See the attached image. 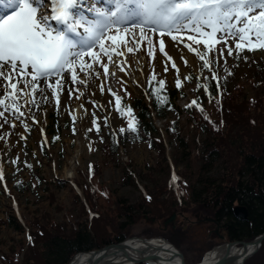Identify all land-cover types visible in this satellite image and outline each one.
Returning a JSON list of instances; mask_svg holds the SVG:
<instances>
[{
	"label": "trees",
	"instance_id": "16d2710c",
	"mask_svg": "<svg viewBox=\"0 0 264 264\" xmlns=\"http://www.w3.org/2000/svg\"><path fill=\"white\" fill-rule=\"evenodd\" d=\"M256 84L260 93L246 96L244 85L240 82L226 89L220 88V82L209 75L197 77L194 100L199 107L193 105L187 109L188 129L197 135L193 139L190 136L178 139L180 151L173 161L174 165L185 163V166L171 174L169 171L167 177L157 180L153 171L159 170L162 165L155 164L144 174L151 181V188L142 189L138 198L129 203L124 198H115L109 188L97 182L110 163L109 158L125 145L145 140L165 161V142L155 136L152 115L155 113L165 118L167 112L173 109L176 117L171 130L177 127L182 116V109L174 104L180 87L159 90L161 102L158 103L157 93L153 90L159 89V84L151 78L146 87L149 102L144 97H138L121 108L126 118L125 131L111 133L109 140L102 142L103 161L86 167L81 173V182L74 181V185L81 190L74 198L78 219L72 221L65 214L64 220L56 221L47 210L29 214L23 224L12 215L1 219L0 224L18 233L27 228L29 236L20 244L19 250L0 251V264H67L79 252L134 236L161 237L181 250L185 262L192 264L199 262L203 254L216 244L211 242L208 231H203L200 217L204 221L215 218L223 222L233 240L250 241L263 233L264 74L256 79ZM129 107L131 114L127 111ZM133 116L136 131L128 130ZM129 163L132 164V161ZM173 176L177 179L173 180ZM33 181H43L51 203L55 202V196L49 192V184L61 188L66 183L56 179L47 183L38 173L33 174ZM31 186L28 181L16 185L15 189L22 192ZM236 204L246 207V220L234 217L233 207ZM56 209L61 211L63 207L57 204ZM173 212L176 218L165 223ZM192 217L197 221L190 223ZM140 220L146 222L141 223L142 229L136 233L133 227ZM187 251L193 252L196 259L188 261ZM263 254L264 239L254 257ZM246 264H250L249 261Z\"/></svg>",
	"mask_w": 264,
	"mask_h": 264
},
{
	"label": "rangeland",
	"instance_id": "374dc122",
	"mask_svg": "<svg viewBox=\"0 0 264 264\" xmlns=\"http://www.w3.org/2000/svg\"><path fill=\"white\" fill-rule=\"evenodd\" d=\"M92 2L93 0H87V3ZM95 2L99 4V0H95ZM137 35H139L138 32ZM127 38L130 41L129 47H135L136 42L132 41L130 37ZM153 40L157 44L155 59L146 55L148 46L147 42L144 41L141 44L140 51L127 52L119 58L114 57V59H119L124 71L110 64V74L104 77L103 69L97 66L96 71L101 74L100 77L97 78L95 72H93L90 73L91 78L87 86L75 85L83 95L79 99H75V95L79 93H74L72 99H67L65 95L61 99L59 110L53 104L48 103H41L39 109L30 105L29 109L31 110H29L21 100V110H25V115L20 120H16V117L11 113H6L9 119L16 124V127L12 128L9 124H5L4 128L0 130V135L4 131L10 133L5 140L0 141V149H5L8 152L7 159L2 163L4 180L0 181V220H5L9 215H12L17 217L23 224L29 214L41 210L49 211L56 221L64 220L65 214L72 221L78 219V206L74 203V198L81 190L74 185V181H80L81 173L86 167L103 161L104 149L102 142H107L111 133L120 132V129L126 125V118L116 110L115 97L108 92V89L111 88L113 92L122 98L120 101V108H122L130 105L133 99L138 97H144V100L149 102L146 87L152 78L153 72L155 73L154 80H165L164 88L167 90H171L176 86V70L171 67V62H169L168 71H163L162 60L166 58L159 52L158 40L155 35H153ZM164 40L165 51L169 56H173V61L175 60L174 62L179 68V78L182 81V87H180L174 98L176 107L182 109V116L177 123V127L171 130V124L176 117L173 109L167 112L165 118H161L155 113L152 115L156 128L155 136L163 138L165 142L166 159L162 161L157 155V150L150 147L145 140L127 144L125 148H120L116 154L109 158L110 163L104 168L97 180V182L109 188L115 198H124L129 203L138 198L142 189L151 188V181L144 174L147 173V170L153 169L155 164L160 163L162 165L159 170L153 171L157 180L167 177L169 171L171 174L185 166V163L174 165L173 161L177 152L180 151L177 147L178 139L185 136H190L193 139L197 135L194 131L188 129L187 109L189 107H186L196 97L197 77L209 75L213 78L214 72L216 74L215 79L220 82V88L231 89L237 82H240L244 85L246 96L260 93V87L257 86L256 79L264 74L262 68L264 49L245 50L238 59L235 51L232 56H229L225 48L223 58L219 57L218 52L211 57L213 63L211 70H209L204 69L202 62L194 53L189 52L183 44L173 42L167 36L164 37ZM185 42L190 43L186 37ZM229 44L234 48L232 40H229ZM222 46V43L216 45L217 49ZM200 47L203 48V45H200ZM125 49L121 48L122 51ZM181 56L188 61L187 65L181 60ZM217 60L218 62H216ZM139 61L142 63L141 68H138ZM105 62H107L106 58ZM80 75L81 78H87L85 74ZM186 76H190L191 79L186 80ZM101 84L105 86L103 94H101L99 87ZM70 102L75 107L83 105V109L80 108V115L75 114L73 106L70 108ZM69 112L77 117L74 125L75 132H73V122ZM82 112L84 114L81 115ZM93 113L98 118L99 131L93 125ZM32 117H35V119L33 120ZM105 117H107V123H105ZM25 123L29 125L30 130L24 128ZM89 129L92 130L89 131ZM21 136L26 137V139H21ZM142 136L144 135L142 134ZM198 136L202 137L203 134ZM45 137H47V143L44 142ZM54 137H59V139L53 140ZM17 157H19L17 163L12 164L11 161ZM130 161H132V164L129 163ZM27 165H31V167ZM212 171L215 172V168ZM34 173L43 176L47 183L54 179L66 182L61 188H56L53 183L49 184V192H53L55 196L54 203L49 202V193L43 181L39 183L33 181ZM28 181L32 183L29 190L20 192L15 189L16 185ZM82 196L81 199L83 200ZM57 204L61 205L63 210H57ZM190 220V223L197 221L194 217ZM142 222L146 221L140 220L133 227L134 232L141 231ZM207 222L200 220L203 231L208 229ZM209 238L212 239L213 244L216 243L214 246L223 242L217 237L210 236ZM25 239H27L26 229L22 233H18L10 227L0 224V251L19 250L21 248L20 244ZM255 254L248 257L244 264L248 261L250 264H264V254L254 257ZM187 255L188 261L196 259L193 252L187 251Z\"/></svg>",
	"mask_w": 264,
	"mask_h": 264
},
{
	"label": "snow or ice",
	"instance_id": "6c2138e0",
	"mask_svg": "<svg viewBox=\"0 0 264 264\" xmlns=\"http://www.w3.org/2000/svg\"><path fill=\"white\" fill-rule=\"evenodd\" d=\"M153 35L157 37L159 52L166 58L162 60L163 71H168L171 62L179 88L182 87L179 68L165 51L164 37L183 44L202 62L204 69L211 70V57L218 52L223 58L225 48L229 56L235 51L238 59L245 50L264 49V0H99V4L95 0L92 3L87 0H0V121H3L0 129L5 124L16 127L6 113L14 115L16 120L25 115L21 100L24 105L38 109L41 103H49L59 110L62 95L72 99L74 93H79L75 95V99H79L83 93L75 85L87 86L93 72L100 77L97 66L103 69L104 77L110 74V64L124 71L119 59H114L125 55L122 47L134 53L140 51L146 41V55L155 59L157 44ZM127 37L136 42L135 47H129ZM185 37L190 43L185 42ZM229 40L233 41L234 48ZM221 43L223 46L217 49L216 45ZM181 60L187 65L183 56ZM80 74L87 78H81ZM213 78H216L214 72ZM152 79H155L154 72ZM165 83L159 80V89L153 90L158 103L161 102L158 92ZM99 87L103 94L104 84ZM204 87L207 90V86ZM108 92L115 97L116 110L123 116L122 98L111 88ZM37 95L42 99L38 101ZM193 105L199 107L196 100L186 107ZM127 111L131 114L130 107ZM69 115L75 132L77 117L72 112ZM92 115L93 125L99 131L98 118L95 113ZM104 120L107 123V117ZM23 126L30 130L28 124ZM128 130L136 131L134 116L129 120ZM120 131L125 129L122 127ZM9 135L4 132L0 141ZM21 139L26 137L21 136ZM56 139L59 137L53 138ZM44 142L47 143V138ZM18 160L19 157L11 163L16 164ZM175 179L177 177L173 176ZM3 180L4 169L0 165V181Z\"/></svg>",
	"mask_w": 264,
	"mask_h": 264
},
{
	"label": "water",
	"instance_id": "95a60500",
	"mask_svg": "<svg viewBox=\"0 0 264 264\" xmlns=\"http://www.w3.org/2000/svg\"><path fill=\"white\" fill-rule=\"evenodd\" d=\"M233 215L236 219L238 220H246L247 216H248V211L246 209V207L244 205H240V204H236L233 207ZM176 217L175 212H173L171 214V216L169 218L166 219L165 223H169L171 221H173ZM28 233V231H27ZM127 239H139L141 241H148V240H152V239H158V240H163L166 241L162 238H143V237H131V238H127ZM123 241H119L116 243H111V244H107L101 248H95L93 250L87 251V252H79L76 255L73 256V258L71 259V261H69V263L67 264H72L71 262L78 258L81 257L82 255H87L84 258V262L86 264H114L112 257L109 256L110 253H112V255H120L119 259L121 262H129L131 264H139V263H143V264H156V257L155 255H151L148 256L146 254H144L143 252H141L140 250H133L130 246V248L133 250L134 254H129V252L126 250V246L128 244H126V240ZM264 239V232L257 235L255 238H253L250 241H241V242H237V241H227V242H223L222 244L216 245L213 248H211L210 250L206 251L202 257V259L197 262V263H193V264H202V261L205 258V254H207L208 252L215 250V249H220V248H224V247H228V250H230L232 245H237L240 244V246H247V245H253V249L244 254L241 261L239 262V264H244L245 260L252 256L253 254H255L259 248L261 247L262 241ZM167 242V241H166ZM171 244V243H170ZM175 250L173 252L172 257H170V260H174L173 256H176V263L175 264H187L184 260V255L183 253L176 248L173 244H171ZM225 257H219L217 259L214 260V262H212L211 264H229L227 263V261L225 262Z\"/></svg>",
	"mask_w": 264,
	"mask_h": 264
},
{
	"label": "bare ground",
	"instance_id": "6f19581e",
	"mask_svg": "<svg viewBox=\"0 0 264 264\" xmlns=\"http://www.w3.org/2000/svg\"><path fill=\"white\" fill-rule=\"evenodd\" d=\"M123 51H124V53H127V49H125ZM141 67H142V63H141V61H139L138 62V68H141ZM63 97H65V95H62L61 99ZM37 100L38 101L41 100V97L39 95H37ZM70 103H71V104H69L70 108H72V106H73V110H74L75 114L80 115V111H81L80 108L83 109V107H81V105L79 107L78 106L75 107L72 104V102H70ZM29 106L30 105H26L27 109H29ZM23 111L25 112V110H23ZM45 113H47V112H45ZM82 114H84V113L82 112L81 115ZM38 138H39V136H38ZM45 138H47V137H45ZM7 157H8L7 150L0 149V165H2L3 161L6 160ZM126 244H128L126 246V250L129 252V254H134L133 250H137V251L140 250L141 252H143L144 254H146L148 256L155 255V257H156L155 263L156 264H175L176 263V261H175L177 259L176 256H173L174 260H170V257H172L175 248L169 242H166L163 240H158V239H152V240H148V241H144V242L139 240V239H127ZM130 246L133 250L130 248ZM253 247H254L253 245H247V246H240V245L234 246V245H232L230 250H228L227 246L224 248L215 249V250H212V251L208 252L207 254H205V258L202 261V264H211L212 262H214L215 259H217L219 257H225L224 258L225 262L227 261V263H229V264H239L243 255L250 252L253 249ZM85 256H87V255L86 254L82 255L81 257L74 259L71 263L72 264H86L84 262ZM109 256L112 257L114 264H131L129 262H121L119 259H117V258H120V255H117V254L112 255V253H110Z\"/></svg>",
	"mask_w": 264,
	"mask_h": 264
},
{
	"label": "flooded vegetation",
	"instance_id": "af4514ba",
	"mask_svg": "<svg viewBox=\"0 0 264 264\" xmlns=\"http://www.w3.org/2000/svg\"><path fill=\"white\" fill-rule=\"evenodd\" d=\"M198 219L199 220H204V218H202V219L198 218ZM207 223H208L207 231H208V236L209 237L210 236L217 237V238L221 239L223 242H227V241H237V242L245 241V240H242V239L233 240L231 237H229V231L225 229V227L223 226V222H218V221H216L215 218L208 219ZM195 225H198V224H195ZM223 242H221V243H223ZM237 245H240V244H237Z\"/></svg>",
	"mask_w": 264,
	"mask_h": 264
}]
</instances>
